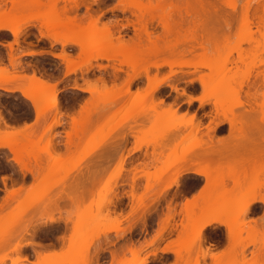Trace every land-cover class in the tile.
<instances>
[{"label": "rangeland", "instance_id": "obj_1", "mask_svg": "<svg viewBox=\"0 0 264 264\" xmlns=\"http://www.w3.org/2000/svg\"><path fill=\"white\" fill-rule=\"evenodd\" d=\"M21 1L28 2L30 0ZM31 1L30 3H26L28 4V7L23 6L25 7L24 9H27V11L21 12L20 10L16 9L13 10L12 13H10V16H15L17 14L20 17L17 18L20 19L19 23L18 21L15 22L14 18L13 23L12 16L10 17L8 15V12L12 10L11 7L14 6L11 4V1L9 2V0H7L5 2L6 4L2 3L1 1L0 3L5 5H2L3 7L0 5L2 7H0V11L1 9H10L7 11V15H5V17L8 20L10 18V20H12L11 23L14 24V26H18L19 24L24 23L25 20H32V17L29 20V17L27 19L26 15L23 14H29L28 16L35 15V17L40 15L41 19L33 21L30 25H27V27H25L26 29L24 28L25 31L23 30V41L27 45H32L41 50L50 48L49 53L59 54L61 52H66L70 55V57H73L72 59H69L70 61L72 60L70 64L66 58L64 61L66 71L70 72L71 75L74 76L72 81H69V83H72V85L80 84L81 86H83L85 80H90L92 82L98 83L102 88L104 86H107L108 91H98L94 97L91 93L87 94L85 98L90 99L91 102L85 105L83 112H80L79 106H74L72 103V101L74 100V91H72L73 89L71 91L61 90L60 92H57L55 94V97L53 99L52 91L46 90L45 92L44 89V92H41L39 89L37 90V88L40 86V83L38 84V81L36 82L39 86L33 81H28L25 78L27 77L26 75H28L25 73L28 72H31L32 75H34L35 73H39V75H36L39 77L49 75V73L46 72L45 69L46 67H52L51 62L55 59L54 55L51 54L48 57L20 60L21 55L20 50L18 49V43L15 45V49H9V62H11L10 74L0 75V78L9 79L13 77L15 79L9 80L8 82L18 81L21 86H24V88H26V90L32 91V89H34V91L30 92V95H33L37 98L38 103H40L41 105L40 111L42 113L41 124L37 127H26V125H24L22 128L10 127L7 122H10L12 120L28 121L31 118L32 109L29 108L26 102L24 104H20L18 102L17 97H23L20 92H0V102L3 103V110L6 112L8 118V121H6L5 119L0 121L6 124V127H0V139H2V141H13L11 143L13 147H9V151L0 150V184L3 185L4 189V191L0 190V205L2 206L0 207V214H3L6 209L11 213L18 212L22 210L23 207H26L34 198L42 194V190L39 192L28 194L25 185H31L33 183L34 176H31L29 169L27 174H25L22 173L14 165L9 163V157L11 155L21 156L23 154L26 147L25 142L29 141L31 137L35 135L36 140H39L40 135H43L45 139L41 147L48 148L50 146L53 150L50 161L49 158L46 157L43 166L39 165L37 161V154H39L41 151L40 148H37L35 150V154L31 159V164L33 168H36L37 175H39L42 167L50 166L48 175L43 178L44 187L55 185L62 179L63 176L67 175L70 169L72 167H75L77 163H79L81 160L88 159L90 157V154L94 153V150L98 145L106 142V151L104 153H101L100 155H96L95 159L91 160L90 163L85 165L84 168L85 172H91L93 186H95L99 183V180L101 178L106 179V177L104 176L105 172L110 173L111 169H116L117 166H119L120 170H118L117 175H122L123 179L119 180L118 185L116 179H113V187L116 188V191L113 193L114 199L111 200L109 204H106L104 206L103 210L106 214L112 213L113 215H116L118 213H123L124 217H127L129 213L135 214V212L140 209L145 202L150 207L156 205L155 210L151 214H147V216H145V222H143L144 225H138L137 229L140 232H144L150 231L151 229L155 228L154 233H156L157 231H159L158 229H160L165 223L164 220L167 218L166 216L169 215L170 211L168 210L167 205L170 204V207L174 206L173 210H171L170 212L173 218L170 219L167 228L162 233L163 235L164 232H169V238L166 240L165 246L171 248V251L167 252L171 253L173 255V258H160L158 261L154 262V264H174L175 261H179L180 264H198V261L199 264H221V262L227 264L229 260L234 259H239L241 264H251L256 261H264V243L261 242L260 236L262 228L260 218L264 217V208L262 210V213L260 214L261 208L258 205L259 202L254 205V210L252 212L250 211L247 215L240 219L241 221L236 220L237 222L234 223V229L240 228L242 230L238 238L239 241L237 242L241 245V247L239 248L238 256L235 252L232 251L222 256L218 255L219 253L223 252L224 248H226L229 244V236L225 230V226L223 225L215 224L213 226L206 227L203 230L202 234V237L205 239V241H203L202 243L196 242V239H194L196 237V229H198V221L199 219H201L202 215L208 213V215L212 217H214L215 215H219L218 218L221 217V219H227L228 216L226 215V212L230 213V210H233L231 208L229 210V207L227 206L229 205L233 208L245 201H237L236 199L237 195L240 192L241 185L245 182V175H247L249 179H252L254 176L258 177L260 172L258 162L261 152L264 151V106L262 105L263 100L261 96L262 85L259 77H257V74L260 72L259 69L261 65V57L262 55H264V48L262 49L261 47L262 42H264V37H262L260 33V29L262 26H260L258 29L254 27L255 25L251 21L252 13L251 15H249L251 11L247 12L248 15L245 13V11H243L247 0H217L218 5L223 10L222 13L219 12L216 15L214 14L213 8V13L209 12L210 7H212L210 6V2H212L213 0L209 1V3L208 0H205V4L202 5L203 8L201 7L202 12L206 11L208 13H201L200 6H198V0H188L189 6L191 7H189L190 9L188 8L191 14L189 15V17H186L184 13L181 14V10L178 12L171 9V15H168L169 17H171L169 19L171 20V25L173 26L170 35H168L169 37H167L166 39L168 40L166 41V43L176 46V53L175 55H173V57L171 55L169 56L167 53H165L161 57H165V59L167 58L169 60L192 59L196 64L195 66L174 65L171 68L168 65L164 64L161 65L162 68L160 66L159 69L151 67L146 73H144V70V72L141 70L144 67V64L141 61L136 60L135 62H132L130 61V59L127 60L124 57L122 58V56H118L116 58L108 60L104 58H88L86 55L87 50L83 52V55H80V50L73 41L81 42L82 44H84L86 49H88L93 42H101L100 37L97 35V29L94 26L96 24L90 25L87 23V21L84 20L82 21V25L80 23V25L76 26L80 28L77 29L76 27H74L75 25L73 27L69 26L67 21H65L66 18H64L63 20V16L61 18L62 23L60 25L56 23V21H54L55 16L51 13V7H49L44 13H41L38 8L30 7V5L40 3H36L37 1ZM119 2L126 3V0H104L102 4H106L108 8H113L114 6L118 5ZM41 3L51 6L54 4V1L41 0ZM64 4L65 3L61 2L60 0L59 2H57V4L54 5H59L60 8V6L63 7L62 5ZM225 4L234 5V8H225L223 7V5ZM251 4L253 6V3ZM69 5V3H66L64 7H68ZM166 8H164V10L169 11L171 7L168 9ZM20 9H22V7ZM95 9L96 11L99 10L95 4H92L90 10L95 11ZM16 11H20L18 12L19 14ZM92 11H90L91 14L93 13ZM223 11H225L226 13L230 11V13L232 14H230L231 17H227L230 16L228 15L229 13L226 14L227 16H225V12ZM14 12L16 14H14ZM179 13L180 15H183L185 17L184 18L183 16H181L182 21L180 19ZM1 14L2 13L0 12V15ZM77 14L86 15V8L84 6H82V10L81 8H78ZM21 15H23V17H26V19L21 18ZM177 16H179V18ZM216 16V20L218 21L215 22V20L213 21V19ZM219 16L221 17L219 18ZM2 17L4 18L3 14L0 17V23L5 22L6 20V18H4V20ZM106 17L107 19L103 20V22H106L108 20H110V22L113 20L112 22H114L115 20H117L119 24H125L126 19L134 18L129 13V11L125 13L120 12L119 9L111 13H106ZM224 17L228 18V24H225L223 20ZM203 19L205 23L206 21H209L210 23V25H205V27L203 26L204 29L198 26L200 24L199 22ZM250 21L252 24L250 23ZM172 22L174 24H172ZM152 23V28L154 27L153 31L157 34H161L162 27L155 21ZM41 29L43 30V33L46 34L45 36H43V38H41L40 35ZM133 33L134 29L131 25H127L126 27H123L121 29V34L124 35L125 39L132 36ZM113 37H115V34L113 35ZM3 38L5 39L8 37L6 35L0 36V39ZM56 40H59L60 42L65 41V43L55 44ZM108 40L110 39H108L107 37L102 42H106ZM158 43L160 44V41ZM54 44L55 51H53ZM218 46L224 49V56L218 64H215L208 70L210 71L209 73H212L213 70H215L212 74V77L209 78L208 83H210L209 93L214 97L212 101L214 102L218 99L217 102H219V107H217V109L213 106L212 102L203 106H201L199 103H197L195 106L181 104L176 108V111L173 110L169 112L168 110L169 113L162 114L163 111L167 112V108L165 107L171 102V89L165 86H161L158 89L159 91L156 92V95L153 93L151 94L150 92H142L140 96L136 95L138 91L147 86L149 74L151 75L152 83L158 82V79H163L170 73V70L178 72L181 78H183L184 76L188 75L189 69H191V71L193 72L196 71V65L198 64V62L207 60L208 57L206 53H208L210 50H216ZM234 49L235 52L233 53ZM115 51L122 52L117 48L110 52L112 53ZM233 54L235 56L234 59ZM157 59L161 61L160 58ZM82 65L84 66L83 70L80 71L79 76H77V70L81 69ZM115 66L116 68L120 67L121 70L118 71L114 69ZM8 68L9 67L7 65H0V73H3L5 69ZM113 72L118 73L116 80L115 78L111 79L110 75ZM248 72H251V75H247ZM147 73L148 75L146 76L145 74ZM244 77L249 78V80H255L258 82V93L253 104H251V102L250 105L240 107L241 105H238L239 101H241V103L247 101L246 96H244V92L247 90V87L243 85L242 89L240 88L241 90H239V87H237V82L241 80V78L245 79ZM197 78L195 79L194 83H187L184 91L190 90L188 94L199 95L200 84L198 83ZM221 78L227 80V82L225 81V83H223L224 81H222ZM125 79H130L129 81H131L132 79V81L129 83V86H125L127 87V89L123 87V85H125ZM234 79H238V81L236 82V80ZM218 81H222L223 85H221V83H219ZM67 85H65V88L67 87ZM221 87L222 89H219ZM233 87L236 89L235 92L232 91L234 90ZM235 93H238L237 96L239 97V99L234 98L236 97L234 96ZM158 94L159 96L161 95L164 98L165 109L163 107H160L158 103L159 100H157L156 102V99H158L156 98L158 97ZM79 95L85 96V94L83 93H80ZM153 95H155L156 97ZM215 95H217L219 98H217ZM154 102L156 104L158 103V105H154ZM54 104H56L55 106L59 105L57 107L58 109L56 108L55 110ZM65 105L71 106L72 111H66V108H64ZM248 106L249 109L251 108L250 111H248ZM246 107L247 111L245 110ZM46 109L49 110L50 115V118L47 120L46 124L48 132L45 131L43 113ZM232 111L235 114L238 113L237 115L241 113H244L243 115L248 114V116L251 117H249L251 120L248 119V121L246 119V122L238 120L239 122L236 123V120H232V115L234 114ZM73 113L76 117L75 123H73ZM250 113L251 115H249ZM185 114H187V117H185ZM138 117L139 119H137ZM193 117H195V119H193ZM229 119L232 120V124H234L235 122V125H233L232 127ZM32 123L27 125H31ZM56 123L58 124L56 125ZM215 123H217V125L215 126L214 131H211V134L208 132V134L212 136L211 146L215 144L216 146H218V144L222 145L223 142H225V144L227 145H231L230 143L233 142L232 137H234L235 135L236 139H234V143L236 144L232 143L231 146L233 147L229 145L227 147L225 144H223L225 148L219 146V149L221 148L219 151L221 152V154H223L222 157L219 152V155L215 154L214 156H216L218 159L214 158V152H212L210 155L206 156L208 158H203L202 161L200 156H198L199 158H197V156L194 155L196 152L198 153V151L201 150H199L198 147H195L188 151L187 154L189 156L186 153V155L182 154V149H184L183 145H185V151L188 150V148L190 149L189 146H192L194 143H196V141L198 142V139L203 138V140H208V135H205L207 134L206 128L208 126H214ZM164 124L182 126L181 130L178 131V134L174 135V137L176 136L175 139L174 137L172 138V136L160 137L162 133L159 132L158 128H160ZM253 124L256 125V127H254L255 129L253 128V130L251 131L250 129H247L248 125ZM195 126L199 127L198 131H193V127ZM234 126L236 128L241 127L239 129H236V134L233 133L235 131V129L233 130ZM21 129H23V131H21ZM125 129L128 134L125 138H120L119 134ZM156 129L158 130L160 135L158 134ZM239 130L245 135L247 134L246 138L242 133L237 135V132ZM37 132H39L40 135H37ZM250 132L251 134H249ZM252 135L253 137H251ZM250 139L252 140V142H249L251 141ZM227 140H230V142H227ZM138 141L148 143V145H142L138 149L134 150V147L137 144L136 142ZM238 141L242 146L237 145ZM152 142L155 144H153ZM241 142H244V144H242ZM234 145L239 147L234 148L236 147ZM253 145L254 147H252ZM215 147H210L209 150H213L215 149ZM205 148L207 149V146ZM225 149L227 152L225 151ZM227 149H229L230 151ZM192 150H194V154L192 153ZM216 151L217 150H215V152ZM224 152H226V154ZM192 155L194 156V158H192ZM218 156H220L221 158ZM56 157H72V159H57ZM121 157H125L124 163L122 165L123 168H120ZM186 158L188 159L186 160ZM223 158H225L228 163L223 160ZM219 159L223 160V162L227 164L222 165V161H220ZM217 160L219 161L217 162ZM92 161L96 162L91 165ZM229 161H231V163H229ZM252 162H255L254 167L252 166ZM87 166L89 167V169ZM134 166L136 167L135 171L132 170ZM24 167H27L26 163L24 164ZM186 168L187 170L186 172H184L183 170H185ZM30 169L31 172H33L32 168ZM128 169L131 170L128 171ZM195 170H202V172H206V176L198 174V176H202L204 178V182L200 186V188L198 186L201 181H198V185L197 183H194V185L196 184V186L193 190L189 191H187L188 189H190H187L188 186H179L181 183L180 181L182 175L185 173H194L191 171ZM176 172L181 173L179 184L175 186V188L172 187L168 189H162L166 184L169 183V181H172L175 178ZM133 175V183H135L133 190L135 189V191H133L134 193L132 194L135 196V207H133V201L131 199L133 195H130L129 193V184L132 183L130 181H132ZM186 182L187 181H185V183ZM190 182L193 183L194 181ZM18 187V192L7 195L8 191L10 192L11 190H13V188L17 189ZM201 189H205L202 195L200 194ZM21 190L25 191L26 196V199H24L23 203H21L20 200L16 199ZM163 191H165V194L163 193ZM158 194H160V196ZM6 195L7 198H10L11 200H8L6 198ZM250 195H254L258 198H264V196L260 194L258 187L256 188V191L251 193ZM182 197H185V199L180 203L179 201H181ZM190 197L199 198L192 201V203L190 204L191 209H188L187 212V209L185 208H188V206L185 205V201ZM157 198L159 199L158 201H156ZM140 199H142L141 205L139 202ZM125 201H127L126 204ZM219 204L221 205V207H219ZM17 205H20V207H17ZM139 206L141 207L139 208ZM224 209L226 211L225 213ZM142 215L144 216V214L141 213V218L143 217ZM140 217L137 218L139 221ZM124 222L125 224H127L126 220ZM128 228H130V226H128ZM170 239L174 240L175 243L169 244ZM148 241H146L144 244H147ZM249 241H251L252 243H250ZM207 248V254L203 259V251L204 253H206L205 249ZM173 251L177 252L178 254L176 255ZM3 253L4 244L0 243V255H3ZM212 254L219 256L218 259H214L216 260V262L212 260Z\"/></svg>", "mask_w": 264, "mask_h": 264}, {"label": "snow or ice", "instance_id": "obj_2", "mask_svg": "<svg viewBox=\"0 0 264 264\" xmlns=\"http://www.w3.org/2000/svg\"><path fill=\"white\" fill-rule=\"evenodd\" d=\"M30 7L38 8L41 13H44L49 7L59 8V5H47L44 3L33 4ZM78 8L82 6L77 5ZM98 11H93L92 15L97 18L96 29L97 35L100 37L101 42L107 37L104 31L101 29V23L106 20V13H111L117 9H123L125 13L129 9L136 8H157L159 5L149 4L144 5L141 3H122L113 8H108L106 4H98ZM225 8H232L231 4L223 5ZM40 17H33L31 21H25L18 25L15 30L7 28L6 30L11 33V43H3V48L15 49V45L20 42L24 28L33 21L39 20ZM109 22L105 27L110 26ZM262 27L260 29L261 36L264 37V17L260 21ZM43 30L41 29V38H43ZM60 41L56 40L55 44H59ZM55 44L53 51H55ZM264 47V42L261 44ZM235 49L233 50V53ZM25 55L35 56L37 54L51 55L52 53L33 51L24 52ZM80 55H83V49L81 48ZM209 63L201 64L197 66V70L192 72L189 69L188 75L181 78L178 72L169 73L163 79H158L156 87L165 86L171 89L170 103L166 106L169 111L175 110L181 104H187L195 106L199 103L201 106L209 104L214 98L209 93V85L206 83V76L209 74L208 70L214 64H218L224 56V49L217 47L216 50H210L206 53ZM73 57H69L72 59ZM235 58L233 54V59ZM99 59V58H98ZM65 57L56 56L51 62L52 67H46L45 71L49 73L47 76H42L41 81L45 85V89H51L53 99L57 92L61 90L67 91L65 85H67L71 79V73L66 71ZM8 69H5L0 75H8L11 70V62ZM77 70V76L79 72L83 70ZM259 71L264 75V55L261 57V65ZM39 75L35 73L34 76ZM247 75H251L248 72ZM199 77L200 94L189 95L190 90L184 91L187 83H194L195 79ZM240 87H243L241 84ZM74 90L73 105L79 106V111L83 112L85 105L90 103V99L85 98L87 94L91 93L94 97L98 91H108L107 86L103 88L98 83L90 80H85L83 86L80 84L72 85ZM151 89L153 92L155 89L152 87V78L149 74L148 84L145 88H142L136 93L140 96L142 92L147 93ZM8 91L14 92L17 89L8 87ZM83 93L85 96H80ZM20 104L25 102L29 108H35L36 115L35 121L31 125L26 127H37L41 124V105L38 103L37 98L28 93H24L23 97H17ZM161 107H165L163 100L159 102ZM3 110V103L0 102V111ZM73 123L76 122L75 114L73 113ZM187 117V114H185ZM50 118L49 110L44 112V124L45 131L48 132L46 127L47 120ZM195 119V117H193ZM0 127H6V124L0 123ZM23 131V129H21ZM40 135L39 132L36 133ZM45 137L40 135V139L36 140L35 135L26 141V147L21 156L11 155L9 157V163L18 168L22 173L27 174L28 169L33 170V183L31 185H25L28 194L33 192H39L42 190V194L34 198L26 207L22 210L11 213L7 209L3 214H0V243L4 244V253L0 255V264H153L150 257L157 255L154 249L159 248L158 241L160 240V234L157 233L153 237L151 244H131L127 243V239L123 237V233L127 231L134 221L140 217L141 213L145 216L152 211V208L145 202L135 214L129 213L127 217H124L123 213L113 215L112 213H105L104 206L109 204L114 199L113 193L116 188L113 187V179L117 181L123 179L122 175H117L119 166L116 169H111L110 173L105 172L106 179L101 178L99 183L93 186L91 172H85V165L89 164L91 160L95 159L96 155L104 153L107 149V143H102L97 146L94 153L90 154V157L85 160H81L79 163L72 167L69 173L62 177L55 185L50 187H44L43 178L48 175L50 171L49 167H42L39 175L36 174V168H33L31 164L32 156L35 154V150L40 148L41 151L37 154L38 164L43 166L46 157L51 159L52 148H42ZM4 147H8L4 145ZM57 159L65 158L72 159V157H56ZM27 167H24V164ZM259 176L249 179L245 175V182L241 185L240 192L237 195V201L248 199L250 200V194L259 188V192L264 196V151L261 152L259 158ZM252 166H255V162H252ZM204 175V173H200ZM180 172H176L175 178L169 184V188L175 187L180 181ZM258 179V184H257ZM207 187V186H206ZM205 189L200 190V194L204 193ZM13 192L16 189L13 188ZM7 198V197H6ZM118 198V197H116ZM199 197H190L185 201V205L191 204L193 200H197ZM23 203L26 199L25 191L21 190L16 197ZM133 201V207H135V196L131 197ZM264 203V200L261 201ZM11 207V206H9ZM20 207V205H17ZM244 212H247L245 207ZM127 221L125 224L124 221ZM261 220V242L264 243V217ZM49 232L54 233L57 238L62 241V244L57 245L55 243H47L46 241H39L38 233ZM63 233L60 235V233ZM175 243L174 240H169V244ZM107 245V246H105ZM239 243L233 242V230L229 227V244L224 248L223 252L218 255H225L230 251L235 252L238 256ZM164 251H171V248L164 246ZM191 250V249H190ZM101 254L104 255V259L101 260ZM110 257V258H109ZM119 257V259H118ZM215 259V256L213 257ZM174 264H180L179 261H175ZM224 264V262H221ZM227 264H241L239 259L229 260Z\"/></svg>", "mask_w": 264, "mask_h": 264}, {"label": "bare ground", "instance_id": "obj_3", "mask_svg": "<svg viewBox=\"0 0 264 264\" xmlns=\"http://www.w3.org/2000/svg\"><path fill=\"white\" fill-rule=\"evenodd\" d=\"M2 1V3H5L7 0H0V2ZM4 1V2H3ZM11 1V4L12 5H14L13 7H11L12 8V10L10 11V12H8L9 14V16H10V13H12V11L13 10H16V9H18V10H20L21 12H23V11H27V9H24L25 7H28V4H26V3H30V1H28V2H22L21 0L20 1H16V0H9V2ZM35 1H37L36 3H41V0H34V1H31V2H35ZM54 1V4H57V2H59L60 0H53ZM167 1H169V2H167ZM207 1V0H206ZM205 0H198V6H200V9H201V7L203 8V6L202 5H204L205 4V2H206ZM209 1H212V0H208V3H209ZM61 2H63V3H65L64 5H62L63 7H61L60 6V8H52L51 9V13L52 14H54V21H56V23H58V24H60L61 25V23H62V17H63V20H64V18H66L65 19V21H67V23L69 24V26H71V27H73L74 25V27H76V26H78V25H80V23H81V25H82V21H87V23L88 24H96V22H97V18L95 17V16H93L92 14H91V12L90 11H92V10H90L91 9V5L92 4H95L96 6L98 5V4H102L103 2H104V0H61ZM167 2V3H166ZM2 3H0V5L2 6V5H5V4H2ZM23 3V4H22ZM66 3H69L70 5L68 6V7H64L65 5H66ZM126 3H141V4H144V5H149V4H155V5H159L160 7H157V8H149V7H144V8H136V9H129V13L134 17L133 19H126V23L125 24H123V23H118V21L117 20H115L114 22H112L111 21V23H110V26L109 27H105V25H107L109 22H110V20H108V21H104L101 25V29L104 31V34H105V36L106 37H108V39H110V40H108V41H106V42H99V43H96V42H93L92 44H91V46L88 48V49H86L85 48V46H84V44H82L81 42H79V41H73L74 42V44L78 47V49L80 50V52H81V48L83 49V52L85 51V50H87L86 51V55H87V57L88 58H104V59H106V60H108V59H113V58H116V57H118V56H122V58L124 57L125 59H127V60H129L130 59V61H141L143 64H144V67H143V69H141L144 73H146V72H148V70H149V68H151V67H153V68H155V69H159V67L161 66V65H168L170 68L172 67V66H174V65H177V66H186V65H194L195 66V64L196 63H194L195 61H193L192 59H181V60H179V59H171V60H169V59H165V57H161V56H163L165 53H167L169 56L171 55L172 57H173V55H175V53H176V46H174V45H171V44H167L166 43V41H168V40H166L167 39V37H169L168 35H170V33H171V31H172V26L173 25H171V20L169 19V18H171V17H169V15H171V13L170 12H172V10H175V11H180L181 10V14L182 13H184V15L186 16V17H189V15H191L190 14V11L188 10V8L190 7L189 6V3H188V0L186 1V0H176V1H170V0H126ZM211 4H210V6H212V7H210V6H208V7H210V11L209 12H211V13H213V9H214V14L216 15V14H218L219 12L220 13H222V8L218 5V1L217 0H213L212 2H210ZM251 3H253V6H252V4ZM20 4H22V5H20ZM24 4H26V5H24ZM53 4V5H54ZM119 4H122V3H120L119 2ZM167 5V6H165V5ZM77 5H80V6H84L85 8H86V15H79V14H77V9H78V7H77ZM0 6V7H1ZM16 6V7H15ZM17 6H19V7H17ZM23 6H25V7H23ZM3 7V6H2ZM1 7V8H2ZM6 7V6H5ZM4 7V8H5ZM22 7V9H24V10H22V9H20ZM115 7V6H114ZM167 7V8H166ZM171 7V8H170ZM14 8V9H13ZM164 8H166V9H168V8H170V10L169 11H167V10H164ZM191 8V7H190ZM189 8V9H190ZM213 8V9H212ZM232 8H234V5H232ZM172 9V10H171ZM245 9V10H244ZM244 9H243V11H245V13L248 15V11L250 12V14L249 15H251V13H252V23L255 25L254 27H256L257 29L260 27V26H262V25H260L261 23H260V21H261V18L262 17H264V0H247V2L245 3V6H244ZM8 10H10V9H8ZM8 10H2L1 9V13L3 14V16H4V18H6L5 17V15H7V11ZM120 10V12H124V10L123 9H119ZM184 12H183V11ZM193 10H195V9H193ZM212 10V11H211ZM2 11H5V12H2ZM20 11H18V12H20ZM94 11V10H93ZM92 11V12H93ZM95 11H96V9H95ZM201 11V13H205L206 11H203L202 12V9L200 10ZM17 12V11H16ZM17 12V13H18ZM165 12H166V14H165ZM223 12H225V11H223ZM5 13V14H4ZM177 13V12H176ZM175 13V14H176ZM180 13H179V16H180V19H181V21H182V17L181 16H183V15H180ZM206 13H208V12H206ZM229 13V14H228ZM244 13V14H245ZM2 14L0 15V17L2 16ZM14 14H16L15 12H14ZM19 14V13H18ZM169 14V15H168ZM225 14V16H227L226 14H228V15H230L231 13H230V11L229 12H225L224 13ZM23 15H26V17H27V19H28V17H29V20L31 19V17L33 18V17H35V15L33 16H28L27 14H23ZM23 15H21L22 17L21 18H24V19H26V17H23ZM69 15V16H68ZM178 15V14H177ZM220 15V14H219ZM232 15V14H231ZM231 15L230 16H227V17H231ZM12 16V19L14 18L15 19V22H17L18 21V23H19V20L20 19H17V18H20L17 14L14 16V15H11ZM10 16V17H11ZM179 16H177L178 18H179ZM8 17V16H7ZM38 17H41L40 15L38 16ZM184 17V16H183ZM221 16H219V18H220ZM250 17V16H249ZM250 17V18H251ZM3 18V17H2ZM3 18V19H4ZM185 18V17H184ZM14 19H13V23H14ZM41 19V18H40ZM180 19H178V20H180ZM209 19V18H208ZM217 19V16L216 17H214V19H213V21L215 20V22L216 21H218V20H216ZM226 19V20H225ZM5 20V19H4ZM70 20H71V22H70ZM186 20V19H185ZM224 22H225V24L228 22V18H226V17H224ZM230 20V19H229ZM250 20V19H249ZM7 21V22H6ZM11 21L12 20H10V18H9V20L6 18V20H5V22H1L0 23V29H3V30H6V27L7 28H12L13 30H15L16 29V27L17 26H14V24H12L11 23ZM23 21V20H22ZM26 21V20H25ZM69 21V22H68ZM156 22L157 24H159L162 28V31H161V34H157V33H155L153 30H154V27L152 28V22ZM170 21V22H169ZM213 21H212V24H213ZM251 21H250V23H251ZM180 22V21H179ZM207 22H208V24H207ZM214 22V23H215ZM20 23H21V21H20ZM71 23V24H70ZM181 23V22H180ZM200 24L198 25L199 27H202V29H204V27H205V25H210V23H209V21H206V23H205V21H204V19L203 20H201L200 22H199ZM251 23V24H252ZM31 23H29L28 25H30ZM73 24V25H72ZM172 24H174L173 22H172ZM211 24V25H212ZM228 24V23H227ZM17 25V24H16ZM20 25V24H19ZM127 25H131L132 26V28L134 29V33H133V35L132 36H130V37H128L127 39H125L124 38V35L123 34H121V29L123 28V27H126ZM218 25V24H217ZM95 26V25H94ZM204 26V27H203ZM27 27V26H26ZM207 27V26H206ZM208 27H210V26H208ZM213 27V26H212ZM77 29L79 28V27H76ZM214 28V27H213ZM26 29V28H25ZM25 29H24V31H25ZM80 29V28H79ZM211 29V28H210ZM40 30V29H39ZM7 31V30H6ZM9 32V31H8ZM10 33V32H9ZM44 34V33H43ZM115 34V37H113V35ZM40 35H41V31H40ZM46 34H44V36H45ZM110 37V38H109ZM113 37V38H112ZM160 41V44L158 43ZM61 44H64L65 43V41H62V42H60ZM260 47V46H259ZM262 47V46H261ZM120 49L122 52H110V51H113L114 49ZM264 47H262V49H263ZM112 49V50H111ZM29 51V50H28ZM182 51V50H181ZM184 51V50H183ZM25 52V51H24ZM41 52V51H40ZM39 52V53H40ZM9 54V53H8ZM179 54V53H178ZM11 55V54H10ZM52 55H54L55 57L56 56H64L67 60H68V62H69V64L72 62V60L70 61L69 60V57H70V55L68 54V53H66V52H61V53H59V54H53L52 53ZM12 56V55H11ZM10 56V57H11ZM157 58H160L161 59V61H159V59H157ZM125 62V61H124ZM129 62V61H128ZM131 62V63H132ZM205 63H209V60L207 59V60H202V61H200V62H198V64L197 65H201V64H205ZM128 64V63H127ZM197 65H196V67H197ZM215 65V64H214ZM213 65V66H214ZM212 66V67H213ZM106 68V67H105ZM104 68V69H105ZM118 68H120V67H117L116 68V66L114 67V69H116V70H121V68L120 69H118ZM161 68H162V66H161ZM113 69V68H112ZM114 71V70H113ZM214 71L215 70H213V72L212 73H209L207 76H206V83H208L209 82V78L210 77H212V74L214 73ZM112 72V71H111ZM141 72V71H140ZM142 72V73H143ZM172 72H174V71H171L170 70V73H172ZM193 72V71H192ZM195 72V71H194ZM208 72H210V71H208ZM219 72V71H218ZM137 73H139V72H137ZM215 73H217V72H215ZM31 75V74H30ZM136 75H139V74H136ZM146 76L148 75V73L147 74H145ZM169 75V74H168ZM111 79L112 78H115V80H116V77L118 76V73L116 72V73H112L111 75ZM257 77H259V79H260V82H261V85H262V93H261V96H262V100H263V106H264V75H262L261 74V72H259L258 74H257ZM28 81H33L35 84H37V82L36 81H38V84L40 85H38L39 87L37 88V90L39 89L41 92H44V89H45V85L42 83V81H41V77H39V76H34V75H31V76H27V77H25ZM107 78V77H106ZM110 78V77H109ZM127 78V77H126ZM245 78V77H244ZM13 79H15V78H13V77H11V78H9V79H1L0 78V87L1 88H3L6 92H10V91H8V87H6V86H3V84H4V82H6V81H9V80H13ZM118 79V78H117ZM222 79V81H224L223 83H225V81L227 82V80H225V79H223V78H221ZM240 79V78H239ZM35 80V81H34ZM126 80V81H125ZM124 81V84L125 85H123V87H125V86H129V83L132 81V79H131V81H129L130 79H125ZM197 80H198V83H199V77L197 78ZM231 80V79H230ZM234 80H236V82L238 81V79H234ZM110 81V80H109ZM222 81H218L219 83H221V85H223L222 84ZM233 81V80H232ZM231 82V81H230ZM123 83V82H122ZM158 82H155V83H152V87L155 89V91L153 92L151 89H149V91L148 92H150L151 94L153 93V94H157L156 92H158L159 90V88H157L156 87V84H157ZM228 83H229V81H228ZM200 84V83H199ZM210 83H208V85H209ZM244 85V86H246L247 87V90L244 92L245 93V95L244 96H246V98H247V101L246 102H244V103H241V101H239V103H238V105L240 104L241 106L240 107H244L245 105H250V103L251 104H253V102H254V100L256 99V97H257V84H258V82L257 81H255V80H249V78H245V79H243V78H241V80H239L238 82H237V87H239L238 89L239 90H241L242 89V87H240V85ZM219 85V84H218ZM127 87H125L126 89H127ZM15 88V87H14ZM234 88V87H233ZM241 88V89H240ZM15 89H17V91H19L22 95H24V93L26 92V93H28V94H30V92H32V91H34V89H32V91L31 90H26V89H23V88H21V87H16ZM41 89H43V90H41ZM219 89H222V87L221 88H219ZM238 89H237V91H238ZM36 90V89H35ZM36 90V91H37ZM48 91L50 90L51 91V89H47ZM182 90H184V89H182ZM235 88H234V90H232V91H234L235 92ZM47 91V92H48ZM40 92V93H41ZM45 92H46V89H45ZM221 94V93H220ZM236 94V93H235ZM234 94V96H236V97H234L235 99L237 98V99H239V97L237 96L238 95V93L235 95ZM155 95H153V96H155ZM190 95V94H189ZM161 96V95H160ZM159 96V94H158V97H156V98H158V99H156V102H157V100H159L158 101V103L161 101V100H163L164 101V98L161 96L160 97ZM217 98H219L217 95H215ZM216 97H215V99H216ZM154 99V98H153ZM221 99V98H220ZM218 100V99H217ZM217 100L216 101H212V103H213V106L217 109V107H219V102H217ZM222 100V99H221ZM224 100V99H223ZM155 101V100H154ZM256 102V101H255ZM56 103V102H55ZM158 103L156 104L155 102H154V105H158ZM221 103V102H220ZM237 103V102H236ZM56 104H54V106H55ZM58 105V104H57ZM59 105H60V103H59ZM58 105V106H59ZM160 105V104H159ZM58 106H55V110H56V108L58 107ZM221 106V105H220ZM154 107V106H153ZM161 107V106H160ZM237 107V106H236ZM158 108H159V106H158ZM164 108V107H163ZM165 108H167V107H165ZM164 108V109H165ZM41 109V108H40ZM58 109V108H57ZM248 109H249V106H248ZM251 109V108H250ZM250 109L248 110V111H250ZM34 110H35V108H34ZM54 110V111H55ZM232 110H234V109H232ZM245 110L247 111V107L245 108ZM254 110V109H253ZM167 112H165V111H163L162 112V114L163 113H169L168 112V109L166 110ZM173 111V110H172ZM175 111H176V109H175ZM1 112V111H0ZM41 112V111H40ZM233 112V111H232ZM252 112V111H251ZM35 113H36V110H35ZM42 113V112H41ZM44 113V112H43ZM196 113V112H195ZM234 113V112H233ZM232 113V114H233ZM248 113V112H247ZM238 114V113H237ZM237 114H233L232 116H233V118H232V120H236L235 122L237 123V122H239L238 120H240V121H244V122H246V119L248 120H251L250 118V116H248V114H246V115H243L242 113V115L244 116V118H243V116L241 115V114H239V115H237ZM161 115V114H160ZM192 115H193V113H192ZM231 115V114H230ZM249 115H251V113L249 114ZM253 115V114H252ZM163 116V115H162ZM250 117V118H249ZM158 118V117H157ZM137 119H139V117L137 118ZM245 119V120H244ZM232 120H230L229 119V122H230V124H232ZM248 120V121H249ZM199 121V120H198ZM233 121V122H234ZM56 122V121H55ZM235 122H234V124H232L231 125V127L233 126V125H235ZM60 123V122H59ZM58 123H56V125H57ZM61 124V123H60ZM165 125V124H164ZM162 125L160 128H158L159 129V132H161L162 134L160 135V133L158 132V130L156 129V131L158 132V134L160 135V137L161 136H163V137H171L172 136V138L174 137V135H176V134H178V131H180L181 130V128H182V126H178V125H171V124H168V125ZM181 125V124H180ZM217 125V123H215L214 124V126H212V127H207L206 129H207V131H206V133L207 134H205L206 136L208 135V140H203V138L202 139H198V142L196 141V143H194L192 146H189L190 147V149L188 148V150H185L184 151V149H185V145H183V144H181V145H183L184 147V149H182V151H183V155H186L187 154V152L188 151H190L191 149H193V148H195V147H198V149L200 150V151H198V153L196 152L195 154L193 153V151L194 150H192V153L194 154V155H196L197 156V158H199L198 156H200L201 157V159H202V161H203V158H208V157H206V156H208V155H210L212 152H214V154H213V156L215 155V154H218V152H219V154L221 155V157H222V154H221V152L219 151L220 149H219V146H222V147H224L223 146V144H225V142H223V144L222 145H219L218 143V146H216V144L215 145H213V146H211V143H212V141H211V138H212V136L211 135H209L208 134V132L210 133L211 131L213 132L214 131V129H215V126ZM51 127V126H50ZM254 127H256V125H248V127H247V129H250V131L251 130H253V128ZM239 128H241V127H238V128H236L235 126L233 127V130L235 129V131L233 132V133H235L236 132V129H239ZM243 128V127H242ZM198 129H199V127L198 126H195V127H193V131H198ZM231 129V128H230ZM255 129V128H254ZM243 130V129H242ZM211 132V133H212ZM239 132V133H238ZM237 132V135L238 134H240V133H242V132H240V130ZM210 133V134H211ZM247 133V132H246ZM128 133H127V131H126V129L125 130H123L120 134H119V137L120 138H125L126 137V135H127ZM230 134V133H229ZM236 134V133H235ZM243 135H245L244 133H242ZM249 134H251V132L249 133ZM232 135V134H231ZM247 135V134H246ZM246 135H245V138H246ZM254 135H256V134H254ZM251 137H253V135L251 136ZM176 138V136L174 137V139ZM200 138V137H199ZM231 138V137H230ZM233 138V144H236V143H234V139H236L235 138V135H234V137H232ZM248 138V137H247ZM167 139V138H166ZM227 139H228V137H227ZM239 139V138H238ZM123 140V139H122ZM185 140V139H184ZM218 140V139H217ZM223 140V139H222ZM221 140V141H222ZM232 140V139H231ZM251 140V139H250ZM225 141H226V139H225ZM236 141V140H235ZM13 141L11 140V141H9V140H3L2 141V139H0V147H4V145H7L8 146V148H9V146L10 147H13V145L11 144ZM154 142V141H153ZM152 142V143H153ZM215 142H217V141H215ZM227 142H230V140L228 141L227 140ZM239 142V141H238ZM238 142H237V145H241L240 144V142H239V144H238ZM246 142V141H245ZM249 142H252V140L251 141H249ZM137 144L135 145V147H134V150L135 149H138L139 147H141L142 145H148V143H143V142H141V141H138V142H136ZM152 143H150V144H152ZM163 143H164V141H163ZM182 143V142H181ZM232 143H230L231 145H232ZM242 144H244V142H241ZM153 144H155V143H153ZM249 144V143H248ZM157 145V144H156ZM160 145V144H159ZM191 145V144H190ZM227 147H228V145L227 144H225ZM231 145H229V146H231ZM154 146V145H153ZM207 146V149L205 148V147ZM217 147V149H216V147ZM234 146H236V145H234ZM242 146V145H241ZM249 146V145H248ZM210 147H215V149H211V150H209V148ZM231 147H233V146H231ZM237 147H239V146H236V147H234V148H237ZM245 147V146H244ZM247 147V146H246ZM252 147H254V145L252 146ZM225 148V147H224ZM223 148V149H224ZM230 149V148H229ZM229 149H227V150H229ZM240 149V148H239ZM239 149H237V150H239ZM215 150H217L216 152H215ZM232 150H233V148H232ZM235 150V149H234ZM248 150H249V148H248ZM181 151V152H182ZM222 151V150H221ZM225 151H226V149H225ZM230 151V150H229ZM229 151H228V153H229ZM241 151V150H240ZM223 152V151H222ZM227 152V151H226ZM226 152H224L225 154H226ZM249 152H250V150H249ZM253 152V151H252ZM186 153V154H185ZM238 153H239V151H238ZM254 153V152H253ZM191 154V153H190ZM198 154V155H197ZM218 154V155H219ZM233 154V153H232ZM251 154V153H250ZM182 155V156H183ZM188 155V154H187ZM234 155H235V153H234ZM233 155V156H234ZM236 155H237V153H236ZM239 155H240V153H239ZM189 156V155H188ZM193 156V155H192ZM191 156V157H192ZM196 156H195V158H196ZM225 156V155H224ZM229 156V155H228ZM232 156V155H231ZM184 157H187V156H184ZM183 157V158H184ZM218 157H220V156H218ZM220 157V158H221ZM124 158L125 157H121V159H120V168H123V163H124ZM182 158V159H183ZM192 158H194V156L192 157ZM191 158V159H192ZM214 158H217L216 156H214ZM227 158V157H226ZM235 158H236V156H235ZM234 158V159H235ZM188 158H186V160H187ZM218 159V158H217ZM233 159V158H232ZM206 160V159H205ZM220 161H222L223 162V160H225V158H223V160H221V159H219ZM219 160H217V162L219 161ZM226 161V160H225ZM94 162H96V161H92V163H91V165H93L94 164ZM205 162V161H204ZM215 162V161H214ZM221 162V164L223 165V164H227V163H225V162H223L222 163ZM229 163H231V161H229ZM209 164H210V162H209ZM229 165V164H228ZM24 166V165H23ZM225 166V165H224ZM227 166V165H226ZM88 167V166H87ZM91 168V167H90ZM88 169H89V167H88ZM92 169V168H91ZM190 169V168H189ZM93 170V169H92ZM131 169H128V171H130ZM132 170H136V167L134 166L133 168H132ZM186 170H187V168L185 169V170H183L184 172H186ZM191 170H193V169H191ZM29 171H30V174H31V176L33 177V172H31V169L29 168ZM190 171V170H189ZM188 171V172H189ZM204 171H206V170H204ZM132 172V171H131ZM192 172V171H191ZM194 173L196 172V173H198V174H200V173H202V170H195V171H193ZM38 173V172H37ZM204 173V175L206 176V172H203ZM135 174V173H134ZM34 178V177H33ZM4 179V178H3ZM3 181H5V180H3ZM133 181H134V175H133V179H132V181H130V182H132L131 184H129V186H130V195H133L132 193H134L133 191H135V189L133 190V188H134V184L135 183H133ZM16 182V181H15ZM172 181H169V183L168 184H166L165 185V187L164 188H168L169 187V184L171 183ZM22 184V183H21ZM164 186V185H163ZM20 187H22V186H20ZM17 190H19V187L16 189V192H18ZM8 191V190H7ZM16 192H13V190H11L10 192L8 191L7 193V195H11V193L12 194H14V193H16ZM161 193H162V191H161ZM163 193L165 194V191H163ZM163 194V195H164ZM7 195H6V197H7ZM159 196H160V194H158ZM13 196V195H12ZM139 198H141V197H139ZM6 199V198H5ZM8 199V198H7ZM10 199V198H9ZM8 199V200H9ZM11 200V199H10ZM250 200H251V202H249V200L248 199H245V201L243 202V203H240V204H238V205H236V207H230L229 205L227 206V207H229V210H230V208L231 209H233V210H230V213L229 212H226L225 211V209H224V213L226 212L227 214V219H221V217L220 218H218V216L217 215H215L214 217H212V216H209L208 215V213L207 214H203L202 215V217H201V219H199V221H198V229H196V234H195V238L194 239H196V242H203V241H205V239L202 237V234H203V230L206 228V227H208V226H213V225H215V224H220V225H223V226H225V230H226V232L228 233V236H229V227H231L232 228V230H233V242L234 243H237L238 241H239V236H240V234H241V232H242V230L239 228H237V229H234V223H236L237 221L236 220H239V221H241L240 219H242L245 215H247L250 211L252 212L253 210H254V204L256 203V202H261L262 200H264V198H258V197H256V196H254V195H250ZM5 202H6V200H5ZM9 202V201H8ZM140 205H141V203H142V199H140ZM223 203V202H222ZM169 204V203H168ZM203 204V203H202ZM138 205H139V203H138ZM220 205V204H219ZM227 205V204H226ZM154 206V205H153ZM185 206V205H184ZM186 206H188V208L186 207L185 209H187V212H188V209H191L190 208V204L189 205H186ZM224 206H225V204H224ZM235 206V205H234ZM0 207H2L1 205H0ZM141 206H139V208H140ZM155 207V206H154ZM219 207H221V205L219 206ZM223 207V206H222ZM245 207H247V212L245 213L244 212V209H245ZM153 208V207H152ZM167 208H168V210L171 212V210H173V208H174V206L172 207H170V204L169 205H167ZM153 210V209H152ZM223 210V209H222ZM135 211V210H134ZM228 211V210H227ZM170 212H169V215H167L166 217V219L164 220L165 221V223L163 224V226L159 229V231L158 232H156V233H159L160 234V236H161V234H162V232L167 228V225L169 224V221H170V219H172L173 218V216H172V214H170ZM220 213V212H219ZM224 213H223V215H224ZM143 216V215H142ZM145 216V215H144ZM143 216V217H144ZM225 217V216H224ZM230 217V218H229ZM140 219V221H142L141 219V217L139 218ZM143 220H145V219H143ZM253 220V219H252ZM135 224V223H134ZM128 230V229H127ZM130 230V229H129ZM61 234H62V232H61ZM154 236H156L155 234L152 236V237H154ZM153 239V238H152ZM152 239L150 240V241H148L147 242V244H151L152 243ZM250 243H252L251 241H249ZM50 244V243H49ZM206 248V247H205ZM163 250V249H162ZM206 250V253H204V251H203V254H202V258L204 259V257H205V255L207 254V250H208V248L207 249H205ZM164 252H166V251H164ZM176 255L178 254L177 252H175V251H173ZM209 253V252H208ZM210 253H212V252H210ZM214 254V253H213ZM212 254V256L211 257H214L215 256V259H218V257L219 256H216V255H213ZM217 254V253H216ZM210 255V254H209ZM212 260H214V258H212ZM203 261V260H202ZM215 262H216V260H214ZM198 264H199V261H198ZM217 264V263H216ZM219 264V263H218ZM251 264H264V261L262 260V261H256V262H253V263H251Z\"/></svg>", "mask_w": 264, "mask_h": 264}, {"label": "crops", "instance_id": "obj_4", "mask_svg": "<svg viewBox=\"0 0 264 264\" xmlns=\"http://www.w3.org/2000/svg\"><path fill=\"white\" fill-rule=\"evenodd\" d=\"M4 35H6L8 38L0 39V45H2L3 43H11V40H12L11 33H9L6 30L0 29V36H4ZM18 49L20 50V55H21L20 56V60L36 59V58H40V57H48V56H50V55H43V56H41L39 54H37L35 56L25 55L24 54V51L26 52L28 50L29 51H33V52H36V53H39L40 51L41 52L49 53L50 48H46L45 50H41V49H38V48H36V47H34L32 45H27L23 41V35H22V38H21L20 42L18 43ZM8 53H9V49L8 48H3L2 46H0V65H7L8 67H10L9 66V63H6V61L9 62V54ZM25 74H28L26 76H30L31 72H28V73H25ZM73 78H74V76L71 75V79L70 80L72 81ZM3 86H6V87L11 86L12 88H14V87L15 88L16 87H21L23 89H26V88H24V86H21L18 81H11V82L6 81V82H4ZM66 89H67V91H71L72 90V83H69L67 85ZM72 91H74V90H72ZM0 92H6V91L3 88L0 87ZM12 93H19V91H14ZM64 108H66V111H68V112H71L72 111V108L69 105H65ZM35 115H36L35 110H34V108H32V115H31V118L28 121H25V120H12L10 122H7V124L10 125V127H13V128H22L24 125L30 124L33 121H35ZM4 119L6 121H8L6 112L4 110H2L0 112V121H2ZM0 123H2V122H0ZM0 150L9 151V148L8 147H0ZM198 179H200V181H201L200 184H199V186H198L200 188V186L204 182V178L202 176H198V173L196 174V172L195 173H185V174L182 175V178H181V181H180L181 183H180L179 186H185L186 185V186H188L187 189L190 188L187 191L193 190L194 187L196 186V184L194 185V183H197V185H198ZM185 181H187V182L185 183ZM190 181H194V182L192 183ZM173 188H175V187H173ZM162 189H166V188H162ZM0 190L1 191H4L2 184H0ZM184 199H185V197H182L181 201H179V202L181 203L182 201H184ZM158 200L159 199L157 198L156 201H158ZM126 203H127V201H125V204ZM258 205L261 208V212H260V214H261L262 213V210L264 208V205H263L262 202H259ZM154 206H156V205H154ZM154 206H153V208L151 207L153 210L151 212H149L148 214H151L155 210V207ZM143 219H145V216L142 217V219H141L142 221H139L138 219L136 221H134L130 225V228H127L128 231H126L124 233L123 237H125L127 239V243L129 245H131L133 243H135V244H141V243H143L144 244L146 241H148V240L150 241L153 238L152 236L154 234L155 235L157 234V233H154L155 228L151 229L150 231H144V232H140V231L137 230L138 229V225H141V226L144 225L143 222H145V220H143ZM129 229H132V230H129ZM62 234L60 233V235H62ZM37 236L39 238V241H46L47 243H50V244L51 243H55L57 245L62 244V241H60L54 233L43 232V233H38ZM168 238H169V232H164V234L162 236H160V240L158 241L159 248L154 249V250H156L157 255L154 256V257H150V259L153 261V264H154V262L158 261L160 258H163V259L168 258V257L171 258V259L173 258V255L171 253L164 252V250H162L164 248L165 243H166V240ZM100 259L101 260L104 259V255L103 254H101ZM118 259H119V257H118ZM163 264H168V263H163Z\"/></svg>", "mask_w": 264, "mask_h": 264}, {"label": "flooded vegetation", "instance_id": "obj_5", "mask_svg": "<svg viewBox=\"0 0 264 264\" xmlns=\"http://www.w3.org/2000/svg\"><path fill=\"white\" fill-rule=\"evenodd\" d=\"M198 181H200V179H198ZM181 195H183V194H181Z\"/></svg>", "mask_w": 264, "mask_h": 264}]
</instances>
